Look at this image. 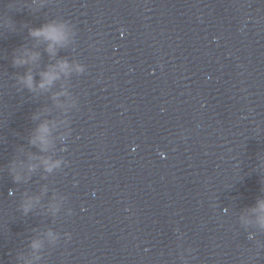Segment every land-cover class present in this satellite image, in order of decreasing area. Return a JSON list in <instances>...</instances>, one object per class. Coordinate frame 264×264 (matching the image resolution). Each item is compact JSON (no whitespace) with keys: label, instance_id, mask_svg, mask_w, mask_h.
I'll return each instance as SVG.
<instances>
[{"label":"clouds","instance_id":"clouds-1","mask_svg":"<svg viewBox=\"0 0 264 264\" xmlns=\"http://www.w3.org/2000/svg\"><path fill=\"white\" fill-rule=\"evenodd\" d=\"M63 28H64L63 24H61L60 26L46 25L41 29L31 30V35L43 36L45 39L52 41L54 44H61L66 39V35ZM48 51L49 52L53 51L52 44L49 45ZM34 58L35 57H33V59ZM20 62L21 61H16V63H20ZM66 68H67V64L65 62H62L60 64L61 71H63ZM41 75H42V82L39 85L41 88H44L46 85H51L53 81L58 78L57 74L52 71L44 72ZM25 82L29 88L33 86V78L30 74L27 76ZM47 130H48L47 127L44 125L40 127V132L42 133L47 132ZM40 139L43 140L44 139L43 136H41ZM259 207L262 211H264V202H260ZM260 223L262 226H264V216L260 218ZM33 247H38V245L34 244Z\"/></svg>","mask_w":264,"mask_h":264}]
</instances>
